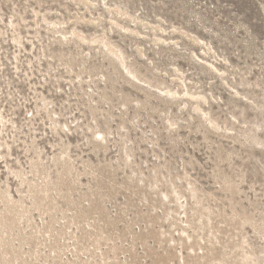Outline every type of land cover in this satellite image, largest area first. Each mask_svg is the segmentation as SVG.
Instances as JSON below:
<instances>
[{"label":"rangeland","instance_id":"obj_1","mask_svg":"<svg viewBox=\"0 0 264 264\" xmlns=\"http://www.w3.org/2000/svg\"><path fill=\"white\" fill-rule=\"evenodd\" d=\"M0 264H264V0H0Z\"/></svg>","mask_w":264,"mask_h":264}]
</instances>
